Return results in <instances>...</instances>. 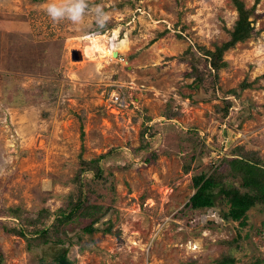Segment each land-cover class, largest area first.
Here are the masks:
<instances>
[{"label":"rangeland","instance_id":"374dc122","mask_svg":"<svg viewBox=\"0 0 264 264\" xmlns=\"http://www.w3.org/2000/svg\"><path fill=\"white\" fill-rule=\"evenodd\" d=\"M48 2L0 0L1 264H264L260 206L244 225L219 198L185 206L235 146L264 158V0H89L79 29ZM235 3L251 36L214 71L205 53L230 41ZM103 34L107 54L84 55Z\"/></svg>","mask_w":264,"mask_h":264},{"label":"trees","instance_id":"16d2710c","mask_svg":"<svg viewBox=\"0 0 264 264\" xmlns=\"http://www.w3.org/2000/svg\"><path fill=\"white\" fill-rule=\"evenodd\" d=\"M235 4L237 6L236 10L238 11V19L231 31L230 41L220 47H216L214 51H207L205 53L209 57L210 67L214 71L219 69V60L221 59L222 52L227 47L233 45L237 41L245 40L251 36L252 27L247 21L246 12L243 10L240 3ZM159 35L160 36L158 37H162L163 34ZM242 86H247V84ZM213 165L214 163L210 164L209 169L204 172L193 175L192 187L194 192L189 196L185 205L186 208L195 213L203 211L208 212L210 209L214 208L216 198H219L221 199V202L225 204L228 216H230L233 221H238L240 225H244L245 216L249 209L256 206H260L264 209L263 156L257 150H252L250 148L245 149L243 145H239L233 148L231 156L222 157L216 166L212 167ZM185 170H188L187 166H185ZM235 180L239 181L238 186H240L241 191L235 186ZM78 209L82 210L81 208ZM88 211L89 210L79 211L77 216H91V212ZM74 212L75 211L71 209L69 211V213L73 214ZM69 213H66L67 219H71V215ZM210 222V225H213L212 221ZM54 226L57 231L56 240H59L61 236L60 234L63 232L59 231L58 225ZM213 226L218 227V224ZM263 227L264 222L262 227L259 229L260 234L263 233L261 232ZM86 230L90 231V228L86 227ZM46 233L47 230L42 229L41 237H46ZM1 262L2 252L0 249V264ZM54 262L56 264H71V261L65 254L58 256ZM226 263L230 264L229 261Z\"/></svg>","mask_w":264,"mask_h":264},{"label":"clouds","instance_id":"9594fccd","mask_svg":"<svg viewBox=\"0 0 264 264\" xmlns=\"http://www.w3.org/2000/svg\"><path fill=\"white\" fill-rule=\"evenodd\" d=\"M89 10V0H59V2H52V0H49L44 7V11L53 22L67 20L76 29L79 28L74 25L83 22L85 13ZM93 11L95 15H93L91 19L95 20L99 28H104L110 20L109 13L100 5L96 6Z\"/></svg>","mask_w":264,"mask_h":264},{"label":"bare ground","instance_id":"6f19581e","mask_svg":"<svg viewBox=\"0 0 264 264\" xmlns=\"http://www.w3.org/2000/svg\"><path fill=\"white\" fill-rule=\"evenodd\" d=\"M90 39H91V41H89V44H86L84 46V50H83L84 55L94 53L95 51H101L102 54H107V52H108L107 37L104 34L103 35H96Z\"/></svg>","mask_w":264,"mask_h":264},{"label":"built area","instance_id":"2783aa9c","mask_svg":"<svg viewBox=\"0 0 264 264\" xmlns=\"http://www.w3.org/2000/svg\"><path fill=\"white\" fill-rule=\"evenodd\" d=\"M112 97L113 98H111L112 99V101H114V102H118V100H119V96H117V95H113V93H112ZM115 97V98H114ZM207 215V214H206ZM208 216V219H213L214 218V215L213 214H210V215H207ZM264 236V235H263Z\"/></svg>","mask_w":264,"mask_h":264},{"label":"water","instance_id":"95a60500","mask_svg":"<svg viewBox=\"0 0 264 264\" xmlns=\"http://www.w3.org/2000/svg\"><path fill=\"white\" fill-rule=\"evenodd\" d=\"M71 56L73 59H75L76 57L80 58L81 57V54L79 51H72L71 52Z\"/></svg>","mask_w":264,"mask_h":264}]
</instances>
